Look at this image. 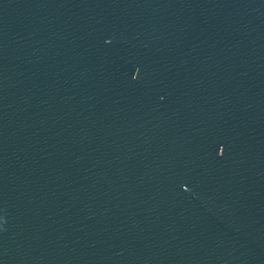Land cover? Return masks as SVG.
Segmentation results:
<instances>
[{
  "label": "water",
  "instance_id": "1",
  "mask_svg": "<svg viewBox=\"0 0 264 264\" xmlns=\"http://www.w3.org/2000/svg\"><path fill=\"white\" fill-rule=\"evenodd\" d=\"M0 264H264V0H0Z\"/></svg>",
  "mask_w": 264,
  "mask_h": 264
}]
</instances>
